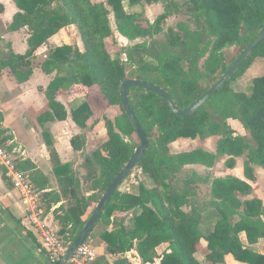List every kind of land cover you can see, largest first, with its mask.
Returning a JSON list of instances; mask_svg holds the SVG:
<instances>
[{
    "label": "trees",
    "instance_id": "trees-1",
    "mask_svg": "<svg viewBox=\"0 0 264 264\" xmlns=\"http://www.w3.org/2000/svg\"><path fill=\"white\" fill-rule=\"evenodd\" d=\"M13 2L18 11L8 30L26 29L28 50L25 54L11 50L5 54L0 62V73L6 71L18 84L31 79L37 51L62 30L76 27L83 44V48L76 44L49 48L41 64L46 75H54L45 92L49 109L43 114L45 121L68 119V111L59 97L71 95L76 87H83L86 92L98 88L107 106H118L122 111L114 121L106 120L108 138L90 155L85 153V136L72 138L74 151L83 153L87 170L84 182L74 171L73 164L61 163L50 135L44 133L60 194L68 200L67 207L62 208L63 216H57L61 225L59 234L67 244L82 231L106 189L140 145L129 141L136 131L123 108L121 84L127 79H137L157 85L172 95L178 108L186 109L204 96L234 63L235 60L227 65L224 50L240 46L243 51L264 26V0H188L189 13L197 25L204 22L212 40L204 43L201 33L188 29H183L181 36L170 30L171 40L160 50L136 44L126 50L127 61H122L113 59L107 48L106 41L114 35L110 15L114 16L116 31L129 41H136L160 33L167 15H161L153 24L141 15L128 13L124 3L132 7L151 6L161 2L173 4L171 0ZM257 62L264 66V41L213 98L187 117L175 116L166 102L154 93L130 89V103L146 132L149 148L115 192L99 221L114 225L113 231H104L100 237L110 254L121 256L115 264H134L125 257L133 250L143 264H203L197 258L203 244H206V264H226L228 256L244 264H264V255L244 247L240 238L245 234L250 246L264 239V203L257 198L242 201L238 197L251 195L253 188L248 181L256 180L254 167L264 169V73L252 80L249 93L231 87ZM89 100L86 98L71 112L73 122L81 130H92L100 122L95 120V109ZM230 119L242 124L254 145L235 135L228 123ZM155 129L159 132L157 139L152 137ZM211 137L219 138L216 153L200 148L170 153V145L179 139ZM244 155L246 180L233 176L212 180L211 205L219 218L213 229L203 235L204 208L192 188L201 179L195 171L184 173L185 168L196 165L212 168L218 157L227 156L226 165L233 169L236 158ZM137 170L149 175L154 186L147 187L140 182L137 193L121 190ZM178 174L184 175L182 186L177 182ZM92 202L95 207L88 215ZM130 212L137 213L128 228L124 220L118 222L113 218L116 213ZM163 244H168V248L159 255L157 249Z\"/></svg>",
    "mask_w": 264,
    "mask_h": 264
},
{
    "label": "crops",
    "instance_id": "crops-1",
    "mask_svg": "<svg viewBox=\"0 0 264 264\" xmlns=\"http://www.w3.org/2000/svg\"><path fill=\"white\" fill-rule=\"evenodd\" d=\"M17 11L13 0H0V26L5 28L4 35L0 38V62L4 55L10 50L16 54H25L28 50L27 39L29 33L27 30L22 29L17 32L8 30ZM24 32L27 33L25 34ZM58 36L59 34L51 38L47 44L39 49V51L45 49L48 51L49 48L62 46V44L60 45L61 40H56ZM79 47L82 48L81 45ZM40 54L42 56H39ZM37 57L38 58L33 62L42 58V64L47 54H45L44 51L41 53L37 52ZM41 64H38L39 67H35L33 76L24 84H18L16 79L6 71L0 73V132H2V134H0V140L4 142L3 145L8 149L15 150L21 154L20 168L25 171L32 180L41 200L43 218L49 226L60 231L61 225L57 216H63L64 212L62 208L67 207L68 200L63 198L60 194V186L54 175L44 133L47 132L50 135L61 163L73 164L75 155L78 154V152L74 151L72 148L71 140L74 135L80 133V128L75 125L70 116L71 113L69 114V112L66 121H45L46 119L43 114L49 111L45 92L54 75H46L41 70ZM78 88L79 90H77ZM80 88L81 87H76L68 97H59V101L66 107L67 111L72 103V99L76 98L75 102H78L74 109L86 98L89 100V90L85 92L83 96V90ZM77 93L79 94L77 95ZM99 99L98 97L96 100L95 95H92V98L89 100L95 109V114L96 107L99 105ZM94 100H96V102ZM230 120L228 121L229 125L236 121ZM189 140L190 139H179L170 146H189ZM208 152L216 153V149ZM238 159L239 158H236V165ZM73 168L74 171H77L76 166L73 165ZM256 168L257 166L254 167L255 175H257ZM229 171L231 174L227 176L246 180L244 176V167L243 175L239 174V172L237 174L235 171ZM248 183L253 188L252 193L249 196L238 195L240 200L247 201L257 198L264 203V193L258 195L257 192H255V183L249 181ZM59 196L60 199L58 200ZM26 213V204L20 200L18 193L13 190L12 186L7 181L4 169L0 167V255L8 264H49L46 253L41 248L36 235L26 219ZM119 214L126 213H116L113 216L118 222L121 221L116 218ZM113 230V224L105 225L102 223H98L93 230L89 238L96 244L94 245V243H92L97 249L98 257L92 264L99 262L102 264H115L121 257L120 255L110 254L107 251L106 244L100 237L102 232H111ZM240 238L244 247H248L264 255V239L260 240L258 244L250 246L245 234H241ZM204 247H206V244H204ZM167 248L168 244H163L157 249V253L161 255ZM125 257L131 263L143 264L140 263L136 250L129 252ZM205 257L206 255L204 256V261L206 262ZM197 258L200 261L198 254ZM226 264L244 263L237 262L232 256H228L226 258Z\"/></svg>",
    "mask_w": 264,
    "mask_h": 264
},
{
    "label": "rangeland",
    "instance_id": "rangeland-1",
    "mask_svg": "<svg viewBox=\"0 0 264 264\" xmlns=\"http://www.w3.org/2000/svg\"><path fill=\"white\" fill-rule=\"evenodd\" d=\"M95 3L105 2V0H91ZM174 4H169L167 2H161L156 5L148 6L146 4H141L137 6H130L127 2L124 3L125 10L131 14H138L141 15L142 19L149 21L151 23H155L157 19L166 14L167 18L165 21L161 23L162 31L160 33H155L152 36H147L143 39H138L136 41H129L125 37L121 36L116 31L115 19L114 16L110 15V22L111 27L114 31V35L112 38L108 39L107 48L111 57L113 59H120L122 61H127V49L131 48L136 44H142L150 49L158 51L161 49L162 45L166 44L170 39L172 33L179 34L180 36L183 35V29H188L191 32H199L202 35V40L204 43L209 42L212 40V36L205 30L204 22L201 25L196 24L195 18L189 13L187 9L188 0H171ZM203 21V19H201ZM5 28L0 26V38L4 35ZM25 34L27 32H24ZM59 36L56 40H61L60 45L64 44H76L78 46L81 45L83 48V44L81 42L80 33L78 29L74 26L68 27L65 30L58 33ZM44 51L45 54L48 55L47 49L45 50H38L37 52ZM242 53V48L240 46H233L229 47L224 50V55L226 59L227 65L231 64L237 57ZM39 56H42L41 54ZM136 59H138V54H135ZM36 57L35 59H37ZM34 59V60H35ZM147 60L150 62H155L154 59L146 57ZM43 59L40 58L36 60L34 63L35 67H39L38 64H41ZM264 73V66L261 62H257L252 65L247 72L244 74L243 77L239 78L238 80L234 81L231 84V87L236 91H243L246 93L250 92L251 83L254 78L257 76H261ZM83 90V96L85 95V88L81 87ZM94 92H90L92 95H95L96 100L99 97V105L96 107V115L95 120H99V124H97L92 130H81L78 135L85 136L86 144H85V153L90 155L96 148H98L103 141L107 140V130L105 127L106 120L114 121L117 117L122 114L120 107L118 106H107L106 103L101 99L98 88L92 89ZM79 93H77L78 95ZM68 97V96H66ZM74 98V97H73ZM75 99H72V103L68 112L69 114L73 111L74 107L77 105ZM96 100H94L96 102ZM69 105V104H68ZM211 109V108H210ZM71 116V115H70ZM232 121V120H230ZM235 123H230V126L235 131V135L241 137L243 139L248 140L251 144L254 145L251 135L248 131H246L242 125L238 121H234ZM159 132L157 129L154 130L152 133V137L157 139ZM77 135H74V137ZM73 137V138H74ZM218 137H211L207 139H197V140H189V146L185 145L179 147H169L171 154H178L185 151H192L197 148L204 149L206 151L215 150ZM131 143L139 144V138L137 134L133 135L132 138L129 140ZM228 160L227 156L218 157L214 167L207 168L201 165L190 166L185 168V172L188 171H195L197 175L200 177L201 181L197 182L192 188L194 189L195 198L198 200L200 205L204 208L203 212V219L201 224V232L203 235L208 234L212 229L214 224L216 223L217 219L219 218L218 213L216 212L215 208L211 205L213 198L211 196V183L214 178H223L226 177L228 174H231V171H235L237 174L243 175V167L246 161V155L240 157L237 160V165L234 169H229L226 165V161ZM73 165L76 166L78 177L83 180L86 179V168L84 165V158L83 153L78 152L75 155V159L73 160ZM257 175L255 180V192L258 195L264 193V169L257 167ZM258 176V177H257ZM184 178L183 174L177 175V182L180 186L183 185L182 180ZM140 182H143L147 187H153L154 182L152 178L144 174L141 170L134 171L131 177L123 184L121 190L123 191H130L133 193L138 192V185ZM255 195V194H254ZM240 196V195H239ZM95 207V203H91V207L88 209V215L92 212ZM137 213V212H135ZM135 213H126V214H119L116 216L117 220H124V225L129 227L131 224L132 217ZM89 240L94 243V241L89 238ZM94 245H96L94 243ZM206 255L205 247L203 244V248L198 253V257L203 264H206L204 261V256ZM202 259V260H201Z\"/></svg>",
    "mask_w": 264,
    "mask_h": 264
},
{
    "label": "water",
    "instance_id": "water-1",
    "mask_svg": "<svg viewBox=\"0 0 264 264\" xmlns=\"http://www.w3.org/2000/svg\"><path fill=\"white\" fill-rule=\"evenodd\" d=\"M264 41V26L260 30L258 36L255 40L249 44L242 53L237 57L234 63L229 67V69L221 76V78L214 84V86L209 89L204 96L197 100L194 104L186 109H180L176 105L172 95L160 88L157 85L151 84L137 79H127L121 84V100L125 113L127 114L130 122L132 123L136 134L139 138V147L135 150L133 156L124 166L118 176L109 185L98 204L96 205L92 215L89 217L87 223L83 227L79 235L72 241L64 254L60 264H69L73 256L75 255L78 248L90 237L95 227L98 225L106 206L115 194V192L120 188L122 183L131 174L134 168L142 160L149 148V140L143 129L139 119L134 113L130 99L129 91L132 88L142 89L146 92H151L159 96L163 101L166 102L171 112L178 117H187L194 114L201 107H203L211 98H213L237 73L240 67L248 59V57L253 53V51ZM0 264H8V262L0 255Z\"/></svg>",
    "mask_w": 264,
    "mask_h": 264
},
{
    "label": "built area",
    "instance_id": "built-area-1",
    "mask_svg": "<svg viewBox=\"0 0 264 264\" xmlns=\"http://www.w3.org/2000/svg\"><path fill=\"white\" fill-rule=\"evenodd\" d=\"M23 156V155H22ZM21 154L0 142V167L19 198L27 206L26 219L46 253L49 264H60L69 246L43 218L41 200L28 174L20 168ZM98 257L97 249L87 239L76 251L69 264H92Z\"/></svg>",
    "mask_w": 264,
    "mask_h": 264
}]
</instances>
